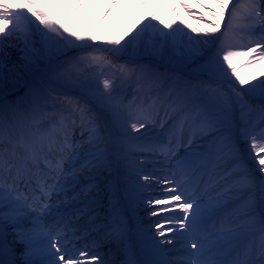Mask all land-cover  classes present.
<instances>
[{"label":"snow or ice","instance_id":"1","mask_svg":"<svg viewBox=\"0 0 264 264\" xmlns=\"http://www.w3.org/2000/svg\"><path fill=\"white\" fill-rule=\"evenodd\" d=\"M45 2L23 0L20 3L12 0L9 4L0 0V53L13 46L15 39L23 44L20 49L23 60L30 64L45 60L52 74H58L65 63L88 65L93 71L100 67L99 64L93 66L92 61L96 58L88 55L93 50L92 45L83 43L95 42L96 37L81 35L61 24L45 10ZM116 3L118 0H113V7ZM150 3L151 0H141V7ZM238 4L239 0L235 3L232 0H208L207 4H202L215 19L207 21L206 29L193 28L191 31L197 33V36L174 29L173 24L164 25L163 20L152 17L139 30L134 33L130 30L112 38L108 42L110 46L102 49L106 59L101 63L106 64L115 76L111 85L105 80L102 88L97 87L89 72L75 78L82 97L101 110L100 115L87 116L91 132L88 139L94 151L90 152L91 158L83 162L84 168H100L107 159L104 146L110 137L103 121L104 113L111 117L112 125L119 129L123 137L121 143L126 145L127 153L148 152L162 157L161 162L168 174L157 180L167 185L164 190L171 195L167 200L147 199L145 206L152 208L149 215H157L158 210L166 212L169 207L178 208L182 212L181 216L174 218V222L169 217L153 225L157 235L162 237L156 242L157 247L172 243L175 237L168 235L172 232L181 234L188 241V256L182 264H264V104L260 107L259 130L245 122L235 131L232 119L236 108L241 118L251 113L253 106L249 100L259 98L264 101V0H252L247 5L248 23L241 30L247 44L243 51H232L229 49L236 45L229 43V34L233 30L232 21L236 19L235 9ZM76 5L79 7L81 0H76ZM179 5L190 16L206 21L203 14H195L185 0H179ZM226 16L228 22L225 25ZM151 20H158L164 28H157ZM222 25L224 30L220 32ZM218 32L220 35H216ZM212 48H215L214 53ZM70 49H78L82 54L78 57L70 55ZM180 49L187 51V59L192 55L199 56L203 61L200 71L206 79L190 80L177 75L183 61L172 59L168 52L179 53ZM57 57H63V60L54 63ZM142 57H151L155 63H143ZM238 57H248L242 65L244 68L260 66L259 74L241 76L233 62ZM0 79H3L2 72ZM125 89L132 90V103L117 99V94ZM44 90L48 98H51L52 90ZM38 100L39 97L27 113L14 112L11 120L0 112V134L6 131L9 133L11 147L8 155L13 161L19 159L15 152L18 144L35 154L44 150L45 141L51 145L56 139L52 132L39 123L44 114ZM77 110L82 113L83 125V109L77 106ZM152 112L159 119H154ZM169 121L171 124H168ZM153 124H159L161 129L168 124L169 133L178 124L187 130V134L166 138L164 141L155 139L135 143L140 138L131 137L130 132H139ZM63 131L61 148L66 146L68 139V129ZM245 145L248 158L255 161L254 169H250L245 161ZM77 155L73 152L70 159ZM12 167L17 166L9 162L10 172ZM126 167L132 169L133 165L128 163ZM15 175L23 177L25 173L17 167ZM77 175L78 172L74 171L73 179ZM143 180L149 181L143 185L144 188L151 186L149 175H144ZM91 188L89 185L86 191ZM50 190L57 197L62 190L66 191L55 177ZM42 194L50 201L48 190ZM233 202L236 207L229 210V204ZM35 203L36 200L21 192L20 186L13 180L11 187L0 189V221L19 224L26 212L36 211L40 217L47 215L54 207L48 202L37 204L33 209ZM257 210L260 214L259 259L252 255L251 248L243 261L221 259L244 234L243 230L255 226ZM6 212L10 215H6ZM165 224L168 226L165 227ZM68 227L62 218L50 226L35 223V237H29L28 240L24 239L28 235L26 231L22 228L17 231L20 242L26 245L25 256L28 258L23 264H34L29 249L37 241L42 244L41 251L46 257L43 264H107L92 247L85 245L76 248L70 244L65 234ZM93 246L99 247L95 242ZM129 264L136 262L129 261ZM151 264L173 262L152 261Z\"/></svg>","mask_w":264,"mask_h":264},{"label":"rangeland","instance_id":"2","mask_svg":"<svg viewBox=\"0 0 264 264\" xmlns=\"http://www.w3.org/2000/svg\"><path fill=\"white\" fill-rule=\"evenodd\" d=\"M124 1L128 5H132L134 7V10H135V12L133 14L134 18L146 17L147 14H149V18L156 15L157 17H159L160 19L163 20L166 17V14L171 12L174 4L179 5V0H154L150 9L137 11V7L139 6L141 0H121V3ZM204 1L208 2V0H185V3H187V4L188 3H196L197 5H202ZM233 1L235 2L236 0H233ZM98 2H99V0H98ZM151 2H152V0H151ZM251 2H252V0H240L239 1V3H241V4H239L237 6V8L235 9L236 19L234 20L235 25H233V28H235V29L238 28L241 24H243L242 20L247 19L246 18L247 17V13H246L247 12V5L250 4ZM96 3H97V0H87L86 1V5L91 12L96 13V11H97ZM180 8H181V6H180ZM181 11H182V9H181ZM169 15L172 16L171 14H169ZM182 16L187 17L188 15H186L184 13ZM88 22H89V20H88ZM101 24L102 23L100 21L99 26H101ZM206 27H207V25H206ZM90 32L95 35V33H94L95 31L92 30ZM97 33L98 32H96V35H97ZM233 33H235V32L233 31ZM97 37H98V35H97ZM229 43H230V40H229ZM246 44H247V40H245L244 46ZM16 45H19V48L20 47L23 48L22 42L14 39L13 40V46L6 48V49H8V51L12 52V55H11V53H9V55H7L8 57L0 59V62H2V64H3V67L0 68V69H2V70H0V72L6 71L8 73V70L10 72V70L14 69V68H17L21 71V75L16 80L1 81L0 89L5 88L6 92L11 91V90L14 92H10L8 97L5 99L0 98V112H3V110H11V111L22 110L24 112H27L28 110H30L32 107L35 106L38 97H39L38 103H39L40 109H44L45 111H47L51 114L55 113V111H56L55 106H57V105H62V104L63 105H69V104L71 105L72 104V101L70 100L71 98H63V97L56 96L53 94H51V98H48V93L44 90L45 88L40 81L35 79V80L29 82L30 79L27 76L29 74L28 72L31 70V66H34L38 63H42L45 60H38V62L35 64H30V63L26 62L25 60L22 59L23 53L18 51V47ZM91 45H92L93 50L90 53H88V55L90 57L96 58L95 60L92 61V65L95 66V65L99 64L100 67L95 68V70L93 71V69L90 68L88 65L80 66V65H77L75 63H65L58 74L50 73L51 77H53L59 83L71 86L70 88H72L73 91H76L78 93H81V90H75L78 88L75 78L79 77L84 72H89L93 75L95 82L97 84V87L102 88L103 82L105 80H107L108 83L111 85L113 83V81L115 80V76H114L113 72L110 69H108L106 64L101 63L102 61H104L106 59L105 53L102 51V49L105 47H108V46L105 44L100 45V46L93 45V44H91ZM218 46L219 45H217V47ZM15 48H16V50H15ZM10 49H12V50H10ZM97 49H101V50H97ZM211 50L213 53L215 52V48H212ZM229 50L238 51L239 48L236 45V47L230 48ZM242 50H245V47H243ZM14 51L16 52L15 54H14ZM73 51H79V50L78 49H70L69 53L73 52ZM180 52H181V50H180ZM81 54L82 53H79L76 56L78 57ZM169 56H171L172 59H174V60H182L183 61L182 66H184V67L190 66L191 70L201 72L200 71V65L203 63V61L199 59L198 55H192L190 59H187L188 54L183 53V52L178 54V55L170 54ZM7 58L13 59L15 62L12 64H14L15 66H11L12 64L9 65L8 62L6 61ZM146 58H151V57H142V59H144V60H142V62L146 63V64H150L147 60H145ZM233 62L237 65L240 73L245 72V69L243 70L242 67H240V64H239L237 58H235ZM170 71H172V70H170ZM101 72L103 73V75H99ZM177 75H180V76L184 77L185 79L196 80V79L191 78L187 75H184L183 73L178 72V71H177ZM198 76L200 78L204 77L203 79H206L205 75H198ZM73 87L75 89H73ZM125 90H127V89H125ZM122 91L123 90H121L120 92H122ZM117 97H118V95H117ZM84 100H85L84 98H83V100L77 99L75 102L77 103V106H79V108L83 109V119H87V116L89 114L95 113V111L99 108L97 106H95L94 103H92L90 101H86V100L84 101ZM69 101H71V103H69ZM254 101L259 102L261 100L259 98L249 100V103L253 106V110L251 111L250 114L245 116L244 120L241 118V114H240V111L238 108H236L233 111L232 119H233L235 131L239 130V127L241 126V124H243L245 122L248 123V121L252 122V126H254L256 129L260 128V125L257 122L258 117H259L258 111L260 110V107L257 106L254 103ZM16 108H18V109H16ZM104 114L109 116L107 113H104ZM68 115H70V113ZM78 116L80 118H82L81 111H79ZM156 117H157V115L155 114L154 118H156ZM39 123L41 125H44L42 121H39ZM83 125L88 126V124H85V123ZM76 127L78 129H80L82 126L80 125V126H76ZM55 131H56V133H53V135L57 140L58 136H59V132L56 129H55ZM73 137L77 141L82 136H80L79 134H76ZM155 138H157V136ZM59 140H60V142H63L61 136H60ZM22 146L23 145L20 144L21 148H22ZM78 148H80L85 153L89 152L91 149L90 142L78 144L77 150H80ZM246 149H247V146L245 145V151L243 153L245 159H246L245 155L247 153ZM104 154H106L105 150H104ZM69 155H70V153H69ZM65 156H68V154L67 155L65 154ZM84 158H86V157L84 156V157H79V158H72V160L77 162V161L84 159ZM128 163H132V165L136 164V167L129 169V170H125V172L128 173L127 174L128 177L122 178L121 175H118L117 181H116L117 189L120 191L121 196H120V199H118V202H117L118 204L116 203L115 207L116 208L118 206L123 207L125 210L124 213H126V215H129V219H125V220L121 219V220L117 221V225L119 227H122L119 230V234L125 233V234L129 235V238H131L133 245H134V249L137 253L140 251H142V252L145 251V248H141L139 246V243L142 244L146 241H149V242H151L150 247H152L156 252V254H154V256H153V259L155 261H171V262H173V264H182L181 262L185 261L186 260L185 258L175 259L174 256H169L170 254H168V253H172L174 250H175V252H180V253H184L186 251L187 252L189 251L188 241L186 239H184L181 234L176 233V232H172V233L168 234L171 237H175L172 240V243H170V244L165 243L162 247H157L156 242L161 240L162 237L157 235V230H156V228L153 227V225L156 222L155 223L149 222V220L151 219V217L153 215H149V213L151 211H149V212L146 211L151 206H145V201L147 199L158 198V197L154 196V194L156 191H159L160 189L156 188V183H152V182H151L150 187H148V188L143 187L142 188V186L146 183H149V181L143 180L144 175L140 176L139 173H133V171H139V170L144 169V167L141 168L140 166H137V165H142V164L145 165L146 162L139 157H133L130 162H127V164ZM148 163L153 164V160L150 159ZM106 164L107 163H105L102 167L97 168V169H86L85 168V169H81V170H76V172H78L76 179H72V175L70 177H68L69 175L65 174L64 176L66 178L63 180L64 183H62V187L64 189H66L65 187H73L70 185H75L76 183L77 184L84 183L86 181L87 182H94L95 187H99L102 184L108 185L109 181L111 179V175H110V171H108L109 168L107 167L109 165H106ZM162 165L164 166L163 163H162ZM106 168H107L108 173L104 174ZM162 169L167 171L165 167H163ZM118 172H119V174H122V173L125 174L124 171H118ZM83 177L85 178V180H82ZM159 187H161V189H163V190L166 188V187L163 188L162 185ZM126 189L128 190V193L125 195L124 191ZM129 190H130V192H129ZM135 190H136V194L131 196V194L133 192H135ZM111 191L112 190L109 186L108 195H112ZM164 196H165V199L167 200L170 195L168 193H165ZM50 203L53 204L54 207L51 209V211L49 213L54 212V213L60 214L61 211L63 210L62 207H65L64 204H62L63 202L55 203L54 201H52ZM109 204L110 203H104L105 206H109ZM0 210H2V209H0ZM158 213H161V212L158 211ZM164 213H165L166 217L163 219H160L158 221L163 222L167 218L172 217L173 222H174V218L178 217L177 216L178 213L182 215V212L178 208H175V207H169L168 211L164 212ZM6 215H10V213L6 212ZM105 215H107V216L111 215L109 213V209L105 210ZM38 218H40V217H38ZM32 220H35V221L31 223ZM40 220L41 219L32 218L30 216V213L26 212V213H24L23 218L20 219L19 224H17L16 222H11V221L7 222L6 224L0 223V246L4 245L6 248L9 247L8 251H4L5 252L4 255L5 256H12L13 254H15V256L12 257L13 261H11V263L23 264L24 260L26 258H28L25 256L26 245L24 243H21L20 239L17 236V231L21 230V228H22L20 226L26 225V226L31 228V229L22 228L24 231H26L28 233V235H26L24 237L25 240H28L29 237H35V232L33 231V227H34L35 223H40ZM258 221H259V217H258V213H256V222H258ZM126 222H130L131 225L128 227H124ZM164 226L167 227L168 225L165 224ZM67 231H68V229L65 230V234L70 235ZM71 231H72V228H71ZM12 234L16 235V241H12L10 243V245H8L7 244L8 239H9V241H10V239H12L10 237V235H12ZM137 234H139V235L141 234L142 236L137 237ZM119 243L120 242L114 243V245H112L111 248L115 250L116 247L126 244V243H120V244ZM41 249H42V244L38 243V241L33 242L31 248L29 249L30 258L33 260L34 263H36V261L38 259H45L46 258L43 256ZM114 254H116V256H114V258L112 259V261H111L112 264H129L128 262L123 263L122 257H120L116 252ZM125 258H126V260H128L130 258V256H127ZM255 258L259 259V255H257ZM178 260H179V263H178ZM142 262H143V258H142ZM144 264H149V262L145 261Z\"/></svg>","mask_w":264,"mask_h":264},{"label":"bare ground","instance_id":"3","mask_svg":"<svg viewBox=\"0 0 264 264\" xmlns=\"http://www.w3.org/2000/svg\"><path fill=\"white\" fill-rule=\"evenodd\" d=\"M86 1L87 0H81V5L78 7L76 5V0H46L45 2V10L48 11L56 20H59L61 24L63 25H67L70 29H72V31L74 32H78L81 35H86V36H95L96 37V41L92 42V41H85L83 43H89V44H93V45H107L110 46L108 44V42L117 36H120L124 33H128L131 32L134 33L135 31L139 30V28L143 27V25L145 23H149L150 22V18L152 17H157L152 16L149 18V14H147L146 17H141V18H134L133 14L135 12L134 7L132 5H128L125 1L121 3V0H118V3H116V5L113 7V0H97V11L95 12H91L87 5H86ZM154 0H152V2L148 5H145L143 8L141 7V2L139 4V6L137 7V11L138 10H146V9H150L152 3ZM5 3H9L11 4L12 0H4ZM17 2L22 3L23 0H17ZM208 2L204 1L203 4H207ZM102 4V5H101ZM189 5H191V8L193 10V12L195 14H203V16L206 18V21L202 22L199 19L195 18V16H190L189 13L184 10L183 7L180 8V6L178 4H174V6L172 7V10L170 13L166 14V17L163 19L164 21V25L167 24H173V28L174 29H178V30H182L184 33H187L188 35H192V36H197V33H193L191 30L193 28H197V29H206V25H207V21H214V17L205 10V8H203L201 5H197L196 3H188ZM182 9V11H181ZM188 15L187 17L182 16L183 14ZM169 14H171L172 16H170ZM159 18V17H157ZM89 20V22H88ZM159 20H162L159 18ZM99 21H101V26H99ZM151 23L156 24L157 28H164V25H160L158 20H151ZM248 23V20L245 22V24L241 25L238 30L237 33H233L231 32L230 35V43L233 45H237L239 50L238 51H243V47H244V43L246 39H243V32L241 31L244 26ZM95 31V35L92 34L90 31ZM167 30V29H165ZM96 32L97 35H96ZM217 35V34H216ZM238 36V37H235ZM37 47H39V45H36ZM210 47V46H209ZM20 49H22V47H18V51L22 52ZM12 50V49H10ZM16 50V48H15ZM181 52L179 51V53L177 52H173V51H169L168 55L172 54V55H178L180 53H187V51L185 49H180ZM17 51V52H18ZM9 53L12 52L8 51V49H5V51L3 53H0V59L1 58H5L8 57L7 55H9ZM16 52L14 51V54ZM188 54V53H187ZM61 59V58H60ZM238 62L240 64V67H242V65H244L247 62L248 57H238ZM6 61L8 62V64H12L15 61L13 59H9L7 58ZM59 59H56V62H59ZM55 62V60L53 61ZM11 66H15L14 64H12ZM49 68V64L48 62H42V63H38L34 66H31V69H39L42 70L43 72L48 70ZM11 69V68H10ZM46 69V70H45ZM242 69H245L244 73H240L241 76H248L249 74H256L258 75L259 72L261 71V67L257 66L255 68H244L242 67ZM2 70V69H0ZM3 73V79L0 80V84L1 81H13L16 80L20 75H21V71L17 68L11 69L10 72L8 70V73L5 71H1ZM76 90H80L79 87ZM117 99L118 100H123L125 103H132L133 102V92L132 90L128 89L126 91L123 92H119ZM75 103H72V119H68L66 121H61L60 126H57L59 128L60 131H62L63 133V137H64V131L63 129L67 128L68 129V138L72 136V134L76 131L75 129V124L76 122H78V114H79V110H77V107H75ZM147 107V105H146ZM58 111L64 112L65 107L64 106H60L57 107ZM24 112L22 110H15V111H8L6 110L5 112H9V116L12 117L14 112ZM26 113V112H25ZM153 113H151V115L153 116ZM245 116L242 118L244 120ZM259 123H260V118L258 119ZM249 125L252 126V122H249ZM79 124H82L81 122H79ZM261 124V123H260ZM116 132L118 134L121 135L120 131L118 128H116L114 126ZM240 128V127H239ZM168 129V124L165 125V128L162 129V131L166 132V134L169 136L170 138H173L174 136H176L174 129H172V132L169 133L167 131ZM88 130V128L86 126H84L81 130L78 131L79 134L83 135L84 137L82 138L81 141H79L78 143H82V142H89V136L91 135L90 133H86ZM148 131H142L141 133H147ZM150 132V130H149ZM136 135L137 136V132H130V135ZM152 136H154V133L151 134ZM122 136V135H121ZM152 136H149L150 139ZM182 136V135H180ZM184 136V135H183ZM153 138V137H152ZM71 146H73V142H69ZM74 150L73 152L78 153L79 155H84L80 150H77L76 145L73 146ZM91 151H94V149H90ZM90 151V152H91ZM90 152L88 153L87 156H90ZM247 156L249 157V154L247 153ZM150 157L145 158L146 160H148ZM162 157L156 158V164H154L153 166H151L152 169H150V171H148V175L150 176L151 180L153 183H156V186H158V188H160L159 186L162 185L163 188L166 187V185L162 182V181H158L157 178L158 177H163L165 175H167V171L163 170L161 166L162 162L161 159ZM249 159V158H248ZM148 162V161H147ZM247 165L250 169H254L255 168V161L253 160H248ZM77 167H84L83 163L80 164V166ZM76 167V168H77ZM165 167V166H164ZM257 176H259V173H256ZM106 187L105 186H101L100 190H102L101 193H103V191H105ZM164 191H156V195H159V198L162 200H165L164 198ZM26 192V191H25ZM167 192V191H166ZM125 195L128 193V191H124ZM169 195H171L170 192H168ZM51 194V193H50ZM62 196H68L71 197L72 196V190L69 189L67 191V193L56 197L54 196V198L56 197V201L60 200L62 198ZM52 198V199H54ZM115 198H109L108 202H112ZM113 203L111 207H114ZM236 205L235 202L230 203L229 204V210H231L232 208H234ZM116 211V208L115 210ZM259 212V210L257 211ZM181 214H177V216H179ZM122 217L121 213H116L114 218H117L118 220ZM164 216L162 214H158L155 216H152L151 219L149 220L150 222H156L158 219L163 218ZM259 218H260V214H259ZM48 219L50 222H55L57 219L56 215H49ZM2 223L6 224L7 222L5 221H1ZM150 224V223H149ZM128 226V224H127ZM117 232V229H114V233ZM13 241H15L16 236L15 235H11ZM121 240L124 241V239H126V236L122 235L119 236ZM240 240H237L234 242L233 246L237 245V248L239 247V245H241L242 248H244L245 244H240L237 243ZM246 248H248L247 246H245ZM244 248L246 251L247 249ZM120 254L123 255V253H128L129 250L127 249H118ZM178 254V253H176ZM186 254H188L186 252ZM221 258V257H220ZM222 259V258H221ZM44 260H39L38 264H43Z\"/></svg>","mask_w":264,"mask_h":264}]
</instances>
